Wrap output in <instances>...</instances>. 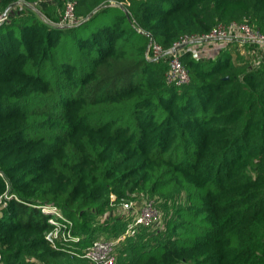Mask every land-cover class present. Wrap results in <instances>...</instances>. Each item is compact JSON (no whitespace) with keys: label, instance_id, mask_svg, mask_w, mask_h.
<instances>
[{"label":"trees","instance_id":"16d2710c","mask_svg":"<svg viewBox=\"0 0 264 264\" xmlns=\"http://www.w3.org/2000/svg\"><path fill=\"white\" fill-rule=\"evenodd\" d=\"M77 1L68 25L66 0L49 22L23 5L0 24V264H84L133 218L104 213L149 198L161 219L118 242L114 264H264V52L180 46L188 80H166L185 36L231 22L264 34V0ZM43 204L79 240L47 244Z\"/></svg>","mask_w":264,"mask_h":264},{"label":"built area","instance_id":"2783aa9c","mask_svg":"<svg viewBox=\"0 0 264 264\" xmlns=\"http://www.w3.org/2000/svg\"><path fill=\"white\" fill-rule=\"evenodd\" d=\"M9 8L0 11V24L7 19ZM72 10L73 3L68 2L61 23L72 22ZM45 22H49L44 19ZM226 39H234L240 43H256L264 44V34L252 29L247 23L231 22L229 25H216L212 27L207 33H204L198 37L185 36L182 40L175 43L171 48H176L174 51H170L169 66L166 72V80L169 83L182 84L188 80V74L182 65L179 56L178 48L180 46H186L187 50H191L196 55L195 48L190 45L191 41H224ZM150 51V56L158 57L163 54L162 49L155 43H149L146 53ZM148 55V57H150ZM140 208V213L135 215L127 224L122 234L117 238L111 240H94L91 244L86 246L79 256L86 259L88 264H114L115 253L114 246L122 241L126 236L133 235L137 228L141 225H151L160 219V212L155 208L154 199H146ZM42 212L48 214V223L52 225V228L46 233L44 239L52 247H56V244H61L62 241L79 240L78 236L71 234V221L63 216L60 209L53 204L39 205ZM24 264H38L33 259Z\"/></svg>","mask_w":264,"mask_h":264},{"label":"rangeland","instance_id":"374dc122","mask_svg":"<svg viewBox=\"0 0 264 264\" xmlns=\"http://www.w3.org/2000/svg\"><path fill=\"white\" fill-rule=\"evenodd\" d=\"M63 1L64 0H35V4H33V3H29L27 0H17V1H15L13 4H12V6H10V8H15V7H21V6H29V5H31V7L33 8V10H35V11H37V13L42 17V19L44 20V19H46L45 17H44V13L48 10L51 14H52V16L53 17H57L59 14H60V12H61V9H62V4H63ZM32 2V1H31ZM68 2H72L73 3V10H72V22L75 20L74 19V17H75V7H76V9H77V7H78V1L77 0H66V2H65V5H64V10H65V7H66V5H67V3ZM87 2H89L88 0H84V2L81 4L83 7L82 8H84L85 7V5L87 4ZM110 4H113V5H119V6H121V5H123V4H121L120 2H116V1H111V2H109ZM81 8V9H82ZM39 9V10H38ZM64 10H63V12H62V15H61V18H62V16H63V13H64ZM93 10H95V9H93ZM90 11L88 14L89 15H91L94 11ZM40 11H41V13H40ZM43 13V14H42ZM47 20V19H46ZM71 22V23H72ZM71 23H69V22H65L64 21V23H61V19L56 23V25H68V24H71ZM222 41L221 40H219V41H214V42H210V44H208L206 47L207 48H202V47H200V48H195V50H196V53L197 54H200V53H202V52H204L205 54L206 53H211L212 54V56H214L215 54H216V52L219 50V48L221 47V45H222V43H221ZM239 47V46H238ZM240 49H241V52H244V50L242 49V46H240ZM259 50H260V52H264V44H260V46H259ZM238 54H239V52H238ZM240 55H242V54H239V57H240ZM257 58H260V57H257ZM150 199V198H149ZM153 199V198H152ZM146 200V199H145ZM145 200H143L142 202H138V201H133V200H131V202H129L130 203V205L126 208H124V204H123V201L119 204H115L113 207H112V210L111 211H106L105 213H104V217H103V219L104 218H106V219H109V218H111V221L112 220H115V219H124L125 217H129L130 216V214H132L131 215V217L133 216H135V215H138L139 213H140V208L142 207L141 205H143V202L145 201ZM154 201H155V199H154ZM155 208L160 212V214L162 215V213H161V211L158 209V207H157V203H156V201H155ZM124 209V210H123ZM133 219V218H132ZM160 219H161V216H160ZM159 219V220H160ZM159 220H157V221H159ZM157 221H154V222H157ZM115 222V221H114ZM118 237V236H117ZM116 237V238H117ZM115 239V238H114ZM102 240V239H101ZM111 240V239H110ZM115 247V246H114ZM84 264H88L87 263V261H85V263Z\"/></svg>","mask_w":264,"mask_h":264},{"label":"water","instance_id":"95a60500","mask_svg":"<svg viewBox=\"0 0 264 264\" xmlns=\"http://www.w3.org/2000/svg\"><path fill=\"white\" fill-rule=\"evenodd\" d=\"M11 6H12V5H11ZM8 8H10V7H8ZM175 49H176V48L173 47V48L170 49V51H174Z\"/></svg>","mask_w":264,"mask_h":264}]
</instances>
